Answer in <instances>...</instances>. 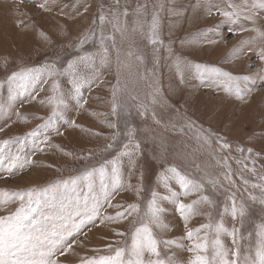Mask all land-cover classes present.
<instances>
[{
	"label": "rangeland",
	"instance_id": "rangeland-1",
	"mask_svg": "<svg viewBox=\"0 0 264 264\" xmlns=\"http://www.w3.org/2000/svg\"><path fill=\"white\" fill-rule=\"evenodd\" d=\"M79 2L82 18L68 21L77 15L73 5ZM43 3L44 8L38 6ZM252 3L253 0H0V148L5 150V156L19 153L30 161L12 171H7L9 160L0 165V201H6L0 203V216L10 215L20 206L19 197L13 193L35 189L38 195L32 210L26 212L29 220H37L52 210L49 204L58 207L67 202L72 195V180L80 182L82 188L88 171L117 159L122 187L110 198L112 206L105 203L95 220L67 238L64 248L69 244L71 248L63 255L59 251L55 254L53 259L58 264H84L113 256L117 248L127 250L134 228L148 220L145 211L153 192L158 194L157 203L163 209L160 220L167 225L163 229L151 225L161 241V259L188 264L193 256L188 249L196 239H189L187 233L207 223L223 224L227 231L221 233L220 239L229 252L238 249L241 258L254 254L257 233L264 226V204L260 202L264 199V60L261 55L246 53L247 46L255 50L259 47L244 36L248 33L242 30L246 26H233L237 21H246L243 18L260 15ZM223 11L238 15L228 19L220 15ZM11 17H28V32L12 24ZM246 22L247 27L257 25ZM40 30L55 39L46 36V43L39 44V37L34 35ZM17 39L48 50L33 55ZM70 63L78 72L68 69ZM37 69L41 70L38 80L23 88L14 85L9 91L13 73ZM91 69L94 74L89 72ZM47 70L55 75H47ZM225 74L249 77L247 88L241 83L243 99L224 90ZM72 79L84 82L79 94ZM99 79V85L90 88L75 108L63 101L67 107L57 109L56 130L45 127L53 114L51 97L61 99V93L70 92V87L77 97L87 84ZM181 82L192 85L193 96L189 98L198 106L209 103L210 115L220 113L215 109L219 103L226 119L219 125L208 124L199 113L189 112L181 100L173 101L172 92ZM54 83L59 86L56 90ZM90 100L95 104L85 103ZM84 104L101 112L105 123L91 146L87 145L92 139L77 133L83 126L71 118ZM60 115L68 123L60 120ZM225 143L227 148L222 147ZM171 168L200 185L199 189L184 195L175 179H169L165 187L162 177H172L168 171ZM107 170L110 177L111 168ZM172 193L177 195L173 197ZM165 196L169 199H159ZM204 196L207 201L200 199ZM197 200L200 202L193 206L194 214L187 220L182 218L177 205ZM233 201L238 210L235 219ZM133 204L138 205V211L126 218L104 219L126 212ZM241 208L243 216L239 214ZM78 219L73 217L74 221ZM234 231L235 243L231 235ZM205 232L209 234L211 257L214 232L202 229L196 235L203 237ZM167 240L175 244L162 243ZM154 258L145 255L146 260Z\"/></svg>",
	"mask_w": 264,
	"mask_h": 264
},
{
	"label": "snow or ice",
	"instance_id": "snow-or-ice-1",
	"mask_svg": "<svg viewBox=\"0 0 264 264\" xmlns=\"http://www.w3.org/2000/svg\"><path fill=\"white\" fill-rule=\"evenodd\" d=\"M24 2V0H21ZM44 8V4L38 5ZM231 7V5H229ZM252 8L264 9V0H253ZM220 15L232 19L238 15L235 12L223 11ZM103 19V18H101ZM155 27V25H153ZM106 51V50H105ZM261 59L264 60V55H261ZM54 66H49L52 68ZM199 67V66H198ZM68 69L74 71L73 65L70 63ZM41 75V70H25L20 73H13L9 78V91H13V86L18 88L26 87L27 85L38 80ZM47 75H55V72L47 70ZM227 81L222 85L224 90L229 93H234L237 99H243L241 95V83L245 84L249 80V77H233L230 74H225ZM73 88L77 94H79L80 87L84 83L81 80L71 81ZM218 87L221 85H217ZM57 84H53V89H58ZM249 92L251 89H247ZM50 102H54L53 114L49 118L45 127H52L56 130L55 117L57 116V109L59 107H67L62 99L57 96L51 97ZM116 110V105H113V111ZM59 119L64 123L68 121L62 116ZM57 134H60L57 130ZM33 136L37 134L32 133ZM131 135V132H129ZM47 137H45V142ZM111 145H109L110 147ZM36 150H40L38 146L34 145ZM223 148H227L228 145L222 144ZM127 148V145H125ZM22 151V149H21ZM251 151V149H249ZM5 150L0 148V165L5 160H9V166L7 171H12L13 168H23L25 164L30 163L29 160L22 159L19 153H9L4 155ZM127 153H121L126 155ZM106 165L111 166V174L109 173ZM173 173L172 177H162L164 186L168 187L167 181L169 179H175L183 190L184 195H188L193 189L198 190L200 185H197L194 181L181 175L175 168L168 170ZM98 175L99 191H96V177ZM264 179V178H262ZM72 195L68 198L66 203H61L58 207L49 204L48 207L52 209L47 214L42 213L37 220H29V216L26 212L31 211V205L38 193L35 189L27 190L23 193H13V196H18L21 203L16 211L7 216H0V264H58V261L53 259L55 254L59 251L63 255L71 248L69 244L67 248H64L65 241L68 237H72L79 233L82 227L89 221L95 220L100 213L101 207L107 203L110 207V198L113 193L117 192L121 187V172L120 165L117 159L106 161L105 165H101L98 169H93L87 172L83 177V187L81 188L80 182L72 180L71 182ZM67 185V182H65ZM58 187V185L56 186ZM171 192V189L169 188ZM7 195V194H6ZM177 194L172 193L175 197ZM158 194L152 193V199L148 201L145 216L148 218L147 222L135 227L131 236V245L126 250L124 248H117L113 256L100 257L98 260H87L84 264H172L171 260L161 259V253L159 250V244L161 241L155 237L151 225H156L160 228H167V225L163 224L160 220V213L163 211L157 203ZM159 199H169V197H159ZM201 200L207 201L206 196L201 197ZM255 199V197H253ZM6 201H0L4 203ZM200 201H193L192 204L185 205L179 203L177 205V211L180 212L182 218H187L194 214V205ZM264 204V199L260 201ZM210 203V201H209ZM133 211H138V205H129L126 212L117 213L116 217L107 216L105 220H113L117 218H126ZM237 208L235 201H233L232 218L235 219L237 215ZM241 216L244 215V210H239ZM73 217H78V221H74ZM202 229H208L214 232V237L211 239V257H209V234L204 233L203 237L197 236ZM227 231L222 223H217L213 226L211 223L203 224L200 228L187 233L188 238L192 239L195 236L196 242L188 251L193 253L192 258L188 264H264V226L261 227L257 233L259 240L255 245V251L252 255H245L241 258L240 251L234 250L229 252L225 249L220 235ZM123 235V233H117ZM234 236L235 243V231L231 233ZM165 245L175 244V241L167 240L163 241ZM127 251V255H126ZM155 257L154 259H145V255ZM231 256V259H229Z\"/></svg>",
	"mask_w": 264,
	"mask_h": 264
},
{
	"label": "crops",
	"instance_id": "crops-1",
	"mask_svg": "<svg viewBox=\"0 0 264 264\" xmlns=\"http://www.w3.org/2000/svg\"><path fill=\"white\" fill-rule=\"evenodd\" d=\"M68 2H70V1H68ZM77 4L74 3V5H73L74 9L75 8H76V10L78 9V11L76 13L77 15L75 17L74 16L70 17V19L68 21H76V19L82 18L83 10L80 7L82 2H79ZM66 8H67V5H66ZM262 10L258 9V13L260 15L263 14V16L251 15L250 16L252 18L251 21L249 20L250 17L243 18L244 20L249 21L248 23L250 25L251 24H257L255 27L254 26L247 27V25H244L245 23H243V22H246V21H237V22L233 23L234 27L246 26L245 28L242 29V30H246V32H248L244 36L252 39L253 41H255L253 46L256 45V46H259V47H257L256 50L252 49V48L249 49V46H247L244 49L247 50L246 53L253 54V55H259V56L260 55H264V10L263 11ZM40 15L42 17V14H40ZM67 16L68 15H66V18H67ZM11 19H12V22H13L12 24H14V25L16 24V26L20 27L22 29V31L25 30L26 32H28V27L25 26V22H26V19L28 20V17H17L15 19H14V17H11ZM256 20H257V22H255ZM237 31L238 30H236V32ZM238 32H240V31H238ZM40 33L42 34L43 37L40 36ZM9 35L11 37H13L12 33H9ZM46 36H47L46 39H49V38L55 39L54 37H51L48 33H45V31H43V33H42L41 30H40V32H38V35H34V37H37V38L39 37V42H40L39 44H41V43L45 44L46 43L43 40V39H45ZM20 39H22V38H20ZM20 39H17V40L20 43H22V45L24 47L25 46L28 47V48L25 49L26 52H30L33 55H37L38 56L39 54H42L44 52L42 50H48L47 48L46 49L45 48H35L31 44L26 43V40H20ZM248 50H251V51H248ZM241 54H243V52ZM94 69H95V67H94ZM94 69H91L89 72L94 74V72H95ZM75 72H78V71H74V73ZM89 72H87V73H89ZM66 74H67V72H66ZM72 80H74V79H72ZM99 81H100V79L99 80H94V81L90 82L89 84H87V86L84 89V92L81 95L77 96V97L74 96L75 92H73V90L70 87V92L66 91L65 93H61V99L63 101L66 100L67 103L69 102L68 104L74 105L73 107L75 108V105L81 104V102L84 101L83 97H84V95L86 94V92L90 88H92L94 85H99ZM180 85L182 87L181 86L180 87H175V91L172 92V94L173 93L175 94L174 97L172 96V98H171L173 101L181 100L182 103L184 104V106L189 110V112L191 111V113H193V112L199 113L198 115H202L203 117H201V118L204 120V122L205 121H206V123L208 122V124L219 125L220 123H222V119L223 118L226 119V117L223 115V112H221L222 107H221V105L219 103L215 107V109H217L220 113L218 115H216V116L215 115H210L208 113L209 111L207 110V109H209V103L205 104V106H203V107H200L193 100H191L189 98L190 94H191L190 97L193 96L192 95L193 92L190 90V89H192V85L190 83H188V82H186L185 85H184V83L181 82ZM182 90H185V91H182ZM179 98H181V99H179ZM92 100H94V99H92ZM92 100L86 101L85 103L95 104V103L92 102ZM92 108L94 109L95 107L93 106ZM188 110H187V112H188ZM71 118H72V120H74V122L76 124H80L81 126H83V128H81V130H77V133L78 134H82L85 137H89L90 139H92V143H90L87 146H91L92 144H94L96 142V137H99L100 136V131H102L104 129V124L105 123L103 122L102 113L98 112L96 110L94 112V110H91L90 107L87 104H84V106H82L80 108V110H76L73 113ZM112 118H114V117L112 116ZM113 128H114V126H113ZM99 140H101V139L99 138ZM82 144H86V143L82 142ZM135 166L138 167V164H135ZM108 168H111V166L110 165L107 166V169Z\"/></svg>",
	"mask_w": 264,
	"mask_h": 264
}]
</instances>
